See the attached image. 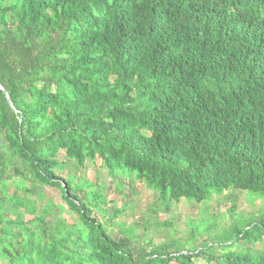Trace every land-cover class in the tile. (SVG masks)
Instances as JSON below:
<instances>
[{
	"label": "trees",
	"instance_id": "obj_1",
	"mask_svg": "<svg viewBox=\"0 0 264 264\" xmlns=\"http://www.w3.org/2000/svg\"><path fill=\"white\" fill-rule=\"evenodd\" d=\"M0 86V264H194L210 251V238L135 244V228L130 245L112 238L91 218L105 200L79 197L68 162L99 160L167 211L231 190L264 198V0H0ZM44 188L75 224L36 208ZM228 235L259 241L264 218Z\"/></svg>",
	"mask_w": 264,
	"mask_h": 264
},
{
	"label": "rangeland",
	"instance_id": "obj_2",
	"mask_svg": "<svg viewBox=\"0 0 264 264\" xmlns=\"http://www.w3.org/2000/svg\"><path fill=\"white\" fill-rule=\"evenodd\" d=\"M59 159H62V154H59ZM67 166L68 169L62 177H66L68 172L76 177L77 184L79 182L83 184L80 192H77L80 198L84 197V191L92 189L99 191L105 200L106 205H98L105 213L93 211L91 218H95L103 225L112 238L126 245L132 243L126 236L128 229L135 228L134 234L141 240L136 239L134 243L142 245L146 243L149 244V248L160 247L174 241L175 247L180 251L198 250L203 247L202 241L210 238L207 242L210 251L206 257L193 259L194 264H215L218 257L230 254L264 257V237L259 241L252 238L237 241L228 235V230L233 224L235 226L241 224L250 216L264 218V198L260 200L256 198L257 195L250 192L231 190L227 195L214 196L216 198L209 203L199 205L170 203L167 211L156 202L157 197L153 192L124 176H120L121 179L113 178L99 160L87 162L82 167L76 166L73 162H68ZM116 183H120V190H117ZM43 197V201L37 202L36 208H42L51 202L53 215L48 217V221L60 216L66 226H72L77 222L75 213L67 209L58 190L44 188ZM115 211L119 214H115ZM30 218L25 216L26 220ZM166 221H170V227L163 226ZM192 235L194 240L190 241ZM209 257H214L212 262H207Z\"/></svg>",
	"mask_w": 264,
	"mask_h": 264
},
{
	"label": "water",
	"instance_id": "obj_3",
	"mask_svg": "<svg viewBox=\"0 0 264 264\" xmlns=\"http://www.w3.org/2000/svg\"><path fill=\"white\" fill-rule=\"evenodd\" d=\"M0 90H2L6 94V91L3 89L2 86H0Z\"/></svg>",
	"mask_w": 264,
	"mask_h": 264
}]
</instances>
